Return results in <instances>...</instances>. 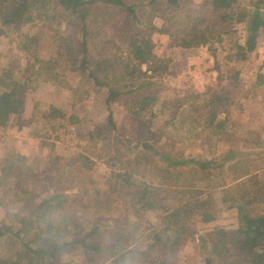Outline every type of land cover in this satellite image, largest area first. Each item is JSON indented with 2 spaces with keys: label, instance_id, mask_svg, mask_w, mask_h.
I'll return each instance as SVG.
<instances>
[{
  "label": "rangeland",
  "instance_id": "1",
  "mask_svg": "<svg viewBox=\"0 0 264 264\" xmlns=\"http://www.w3.org/2000/svg\"><path fill=\"white\" fill-rule=\"evenodd\" d=\"M130 1H142L138 27L150 36L153 52L162 61L152 64H160L152 73L147 65L141 66L150 76L149 86L109 102L106 89L96 85L87 71L95 62L109 60L107 76L115 79L120 74L118 65L125 61L121 53L126 48L122 38L128 35L123 30V10L104 9L99 2L88 6L86 36L56 0H49L44 8L34 6L18 25L5 24L0 16V90L4 78L16 79L24 84L20 91L27 105L26 112L4 125L0 122V170L5 172L0 175V197L10 199L14 186L40 195L46 175L60 186L67 179L64 185L69 182L82 192L78 208L48 209L57 222L48 230L44 222V232L50 235L45 234L44 246V241L25 230L20 232L21 239H12L11 233L25 229V216L10 217L0 207V232L4 233L0 264L11 262L18 254L15 249H21L19 258L34 264H69L73 247L81 246L68 243L93 229L87 243L100 249L82 248L87 264H112L109 248L114 242L117 254L126 252L125 264L244 263L233 246L221 256L213 254L206 235L219 229L236 230V201H247L253 192L264 190V33L259 30L255 49L247 51L248 20H235L240 12L250 19L255 7L264 20V0H236L232 9L216 12L209 0H179L181 8L172 11L164 10L165 0ZM227 13L231 18H225ZM171 14L174 18L168 19ZM197 16L205 18L202 26L214 37L205 45L185 49L174 46L169 35L156 32L166 26L174 33L180 24L189 27ZM82 42L85 72L76 68ZM133 85L127 88L135 89ZM141 96L150 100L139 111ZM52 108L60 112L53 114ZM74 114L81 121L70 125L69 115ZM217 123L223 127L215 129ZM27 135L38 138L43 150L25 160L15 154L14 144ZM55 139H60L66 154L50 146ZM189 159L193 162L174 164ZM198 161L210 164L200 167ZM68 171L69 177L61 176ZM117 174L122 177L116 178ZM126 176L129 187L122 183ZM146 184L153 208L139 210L136 201ZM25 195L30 196L22 191L16 199ZM206 203L210 221H201L197 212L187 219L185 233L169 230L163 235L165 216L174 208ZM29 208L33 205L25 210ZM254 210L262 212L264 200H258ZM68 218L71 224L60 225V220ZM41 225L37 222L38 229L32 230L38 231ZM32 245L34 249L48 246L53 253L45 257L27 252Z\"/></svg>",
  "mask_w": 264,
  "mask_h": 264
},
{
  "label": "trees",
  "instance_id": "2",
  "mask_svg": "<svg viewBox=\"0 0 264 264\" xmlns=\"http://www.w3.org/2000/svg\"><path fill=\"white\" fill-rule=\"evenodd\" d=\"M49 0H0V16H4L5 18L2 20L5 24L14 26L23 22L28 15L31 13V10L34 6L43 7ZM59 5L64 8V10L68 11L69 16L71 18L69 20H74V22H78L81 25V31L83 36L88 34L86 16L89 13L90 9L88 6L94 5L95 3H101L104 9L116 7L118 9L123 10L126 13V18L124 21V32L128 33V35H124L122 38L123 42L126 44L125 52L122 54V59L125 61H121L118 65L120 68V74L113 78H109L107 75L109 70V60H104L100 63L95 62L94 67L87 71L86 67V59L84 57V42H82V55L78 61V65L76 68L78 70L88 72V75L94 80L95 84L99 87H103L106 89L107 97L106 102L113 101L115 98L135 94L140 90L149 86L147 78L150 76L147 75L146 71H142L141 66L147 65V71L151 73L155 70L159 69V65L156 67L152 66V64H157L156 61H162L159 58H156V55L153 52L154 42L151 40L150 36L143 30L139 29V20L138 16L141 13V5L142 1L137 3H133L130 0H56ZM161 0H149L150 4L160 3ZM167 6L164 10L171 9H179L181 5L179 0H165ZM236 0H209V4L211 10L216 11H225L227 9H232L233 4ZM260 1L258 0L257 3ZM178 12H175L176 14ZM174 14H171L168 19L174 18ZM188 14L186 12L184 15ZM247 14L245 13H237L236 14V22H244L248 20V30L250 35L246 40V50L252 51L256 47V40L258 36V32L262 29L264 33V20L260 16V12L258 7L250 14V19H247ZM199 17V18H198ZM225 18H231V14L227 13ZM138 21V22H137ZM205 18H201L197 16L193 23L188 27L187 24L178 25L177 31L172 33V30L169 27L162 26L159 29H156V32L159 34H167L174 41V46H181L185 48L196 47L198 45L207 44L213 37L211 34V30L204 26ZM71 21L72 24H75ZM173 22H177L175 18ZM199 24V25H198ZM203 25V26H202ZM187 27V28H186ZM147 29V28H146ZM181 32L179 36H176L175 33ZM217 41H221V36L219 34L216 35ZM117 61V60H116ZM120 61V60H119ZM164 67V66H163ZM162 67V68H163ZM102 73L101 76L99 74ZM100 78H105L104 81H101ZM142 79V80H141ZM112 80L114 83H112ZM119 82H123L119 85ZM135 83V89H128L129 85ZM3 88L0 90V122L3 125L8 121L10 116L18 114L22 111L25 105V98L22 97L20 87L24 86L23 83L13 79L11 77H6L3 79ZM119 86V87H118ZM127 88V89H125ZM125 89V90H124ZM23 92V91H22ZM150 100L148 96H141L140 103L138 106V110L142 111L145 108L146 102ZM52 111L53 108H52ZM139 112H137L138 114ZM52 114V113H51ZM53 115V114H52ZM81 121V117L77 115H70L69 122L70 124H76ZM222 123H217L215 129L222 128ZM174 161L173 159H168ZM191 163L192 159L189 160H181L174 162V164L179 163ZM195 162V161H194ZM200 167H206L210 164V161H198L196 162ZM11 166V165H9ZM122 177V175L117 174L116 178ZM126 176L122 180V183L129 187L131 182ZM148 185L146 184L142 187L140 196L137 198V203L140 204L138 209L141 210H150L153 208V203L148 200ZM264 198V190L253 192L250 197H248L247 201L241 202L236 201L235 207L238 211V220L239 227L233 232L225 231L224 229H219L215 233H208L206 237L210 241V250L213 254L217 256H221L224 251L229 250L230 247H234V249L239 253L238 255L241 257L243 264H264V210L260 213L254 210L255 203L263 202ZM201 209V211H198ZM199 213L200 220L207 222L212 219V215L209 211H207V203L206 204H194L188 208L177 207L174 208L171 212H169L166 216L165 227L162 230L163 235H166L167 231H172L173 233H185L188 229L186 222L187 219L192 214ZM47 230L50 228V224H47ZM25 231V229H23ZM96 229H93L89 234L81 238L72 239L68 244H79L81 248L86 250L98 251L100 247L94 244L87 243L89 236ZM28 232V231H27ZM2 233L0 232V236ZM35 236V234H34ZM158 239L159 236H156ZM229 237V238H227ZM168 240L171 237L168 236ZM48 241V238L44 239V243ZM41 248L35 249L32 251L33 253L43 254L45 257H48L49 254L53 252L48 251V246L46 249ZM114 244L110 245L109 250H111V257L114 258L112 264H125L126 252L116 251L113 247ZM30 246L29 248H31ZM50 247V246H49ZM34 249V248H31ZM57 250V249H56ZM8 264H34L32 262L26 261L24 259L15 256L14 259Z\"/></svg>",
  "mask_w": 264,
  "mask_h": 264
},
{
  "label": "crops",
  "instance_id": "3",
  "mask_svg": "<svg viewBox=\"0 0 264 264\" xmlns=\"http://www.w3.org/2000/svg\"><path fill=\"white\" fill-rule=\"evenodd\" d=\"M31 96H33V98H35L34 97L35 93H32ZM120 97H122V96H120ZM24 107L25 108H23L20 113L27 111V105L26 106L24 105ZM53 110H54V111H52L53 114H57L58 110L60 112V109H54L53 108ZM79 118H80V116H79ZM11 119H12V116H10V118L8 119L7 122H9ZM69 124H70V122H69ZM72 125H74V124H72ZM6 126H8V125H6ZM21 127L22 126H19V128H21ZM33 136H35V135L33 134ZM18 143L19 144H14V152L16 155L20 154L21 159L28 160V159H30L29 158L30 155L37 156V153H40L43 150L42 142H40L38 140V138H36V137H29L27 135V137H22L20 140H18ZM50 146H52L54 149H59V151H61V149H63L64 154H66V151H64L65 147L62 143H60V139H55L54 142L50 144ZM25 148L27 149L28 152L27 151L25 152ZM2 151L4 152V147H3V149H1V152ZM1 157H3V154L0 155V158ZM13 167H14V165H13ZM4 173L5 172L0 170V175H3ZM68 173H69V171L66 173L63 172V174L61 176L69 177ZM11 174H14V172H12ZM43 180L45 181V183L43 185L44 188L42 189L40 195L32 196L33 194L29 193V192H33V191H31L30 188H29L30 189L29 190L28 187H22V188L19 187L16 189V187L14 186L15 191H14V193L10 199H8L6 201L3 199V197H0V207H3V209H1V210L4 211L6 214H8V216H10V217L15 216L16 218H20L21 214H23L25 217H23L22 222H23V225L25 224L26 230L31 232V236H33L35 239H40L41 241H44V239L46 238L45 234H48V236H50L48 231L44 232V227H43L44 222L46 225L50 224L51 226H54V228L56 227L54 220H55V222H57V220L54 218L53 214H49V215L47 214V213H49L48 209H52V208L53 209H63V208H65L67 211L69 210V208H75L76 209V208H78L79 203L81 201V197H80L79 193H82V192H80L79 187L69 186V182H68V186L64 185L67 183L66 182V181H68L67 179H62L63 186L55 185L52 181L51 175H46V177L43 178ZM49 182H50V184H49ZM22 191H25V193L30 194V196L25 195V198L22 197V198L16 199L19 195H21ZM32 205H33V208H29L30 210H28V211L25 210V208H28ZM13 208H16V209L13 210ZM17 209H19V210H17ZM22 209H23V211H22ZM20 210H21V212H20ZM30 217L32 218V220L29 219ZM38 217H40V219H38ZM70 219L71 218L65 219L64 221L60 220V222H63L60 225L65 224V222H67V221L71 224L72 220H70ZM37 222L38 223L42 222V225L38 231H34V230L38 229V228H35V225ZM33 228H34V230H32ZM46 228H47V226H46ZM22 230H23V228L11 233L14 235V237L12 239H17V240L21 239L23 234L20 232H22ZM68 233L69 232H66L65 235L71 236V234H68ZM34 234H35V236H34ZM19 235L21 237L16 238ZM60 236H61V234H60ZM1 237H4V233H2L0 238ZM5 239H6V237H5ZM120 239H121V237L116 238L117 241H119ZM10 244H13V243H10ZM113 244H116V243L114 242ZM69 245L70 244H68V246ZM31 248H34L33 245ZM20 250L21 249H15V252H18V254L15 253L14 257L21 255ZM30 250L34 251L35 249H29V250L27 249L26 251L29 252ZM86 255H87L86 250H83L79 246H74L72 249V252L70 254V258L68 259L70 261L69 264H87L89 259L87 261L85 258H82V256L86 257ZM101 255H104V254H101ZM109 257H111V255H109ZM30 259H28V260H30Z\"/></svg>",
  "mask_w": 264,
  "mask_h": 264
}]
</instances>
